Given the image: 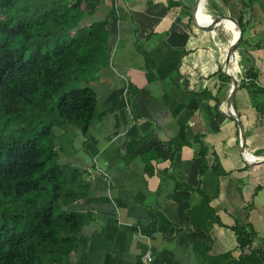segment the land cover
Wrapping results in <instances>:
<instances>
[{
    "label": "crops",
    "instance_id": "0c3cea01",
    "mask_svg": "<svg viewBox=\"0 0 264 264\" xmlns=\"http://www.w3.org/2000/svg\"><path fill=\"white\" fill-rule=\"evenodd\" d=\"M172 1L177 4L169 8V0H84L86 23L107 20L110 24V59L88 85L97 94L98 117L82 148L86 154L87 149L91 151L92 161L78 158L73 149L69 162L62 158L64 152L58 159L64 170L78 171L91 184L87 198L71 207L89 212L74 264H141L149 248L153 264H226V255L238 258L241 254L230 227L232 213L253 197V190L246 195L240 192L251 187L254 175L264 179V162L258 163L264 156L257 157L255 164L243 159L255 168L236 175L239 163L227 158L237 151V129L226 112L230 91L216 76L219 69L224 71L220 34L216 32L218 46L208 33L190 24L185 7L194 2ZM213 1L223 14L206 9L212 17L238 20L244 15L242 67L246 71L256 65L257 82L264 87V0ZM204 91L222 100L220 105L198 96ZM240 112L245 131L260 136L254 110ZM201 134L228 176L217 177L210 163L197 160L199 144L194 136ZM142 138L146 140L136 149V158L126 164L128 143ZM172 141L186 142L173 158ZM198 190L224 217L223 226L214 225L209 238L190 224L188 211L200 199ZM261 195L264 199V188L256 197L262 218L259 225L251 226L264 264ZM249 253L246 248L245 254Z\"/></svg>",
    "mask_w": 264,
    "mask_h": 264
},
{
    "label": "trees",
    "instance_id": "16d2710c",
    "mask_svg": "<svg viewBox=\"0 0 264 264\" xmlns=\"http://www.w3.org/2000/svg\"><path fill=\"white\" fill-rule=\"evenodd\" d=\"M174 4L169 0V8ZM190 7H185L187 15ZM85 17L84 0H0V264H74V256L82 249L89 212L71 207L87 198L91 184L78 171H65L58 159L65 144L62 136L69 126L85 137L90 135L98 111L97 94L88 85L110 59L109 22L86 23ZM238 22L243 31L241 55L246 53L242 48L244 15ZM216 76L227 84L229 92L231 78L222 69ZM258 78L256 65L244 70L233 99L242 123L240 110H246L248 103L257 115L261 135L253 136L246 130V150L256 157L264 156V87L258 84ZM198 96L207 102L214 99L218 105L222 101L209 91ZM229 118L237 129L238 153V125ZM145 140L128 143L126 164L136 158V149ZM194 142L199 144L197 160L210 163L217 177L228 176L202 134L195 135ZM253 142L261 146L255 147ZM185 144L172 141L171 158ZM231 162L239 163L235 171L238 177L255 168L246 164L240 152ZM254 176L249 187L253 197L232 213L230 227L241 254L238 258L226 255V264H262L260 249L254 246L258 235L249 219L264 179ZM198 192L200 199L188 211L190 224L209 238L210 229L224 223L208 195ZM246 248L249 254H245Z\"/></svg>",
    "mask_w": 264,
    "mask_h": 264
},
{
    "label": "water",
    "instance_id": "95a60500",
    "mask_svg": "<svg viewBox=\"0 0 264 264\" xmlns=\"http://www.w3.org/2000/svg\"><path fill=\"white\" fill-rule=\"evenodd\" d=\"M202 0H195L193 5L190 7L189 13H190V19L191 22L194 26L195 29L208 33L214 40V42L216 43V45H218L217 43V36H216V32L219 28L222 27V23L226 20H230L233 21L238 29V37L234 39L232 45H230L229 47V52H227V55L225 56V51L224 48H222V54L225 56L224 58V73L231 78L232 81V87L230 90V94L228 97V101H227V114L231 117H233V119L235 120V122L238 125V129H239V145H240V155L241 157L250 164H255L257 162V160L255 161H250L248 160L245 156V152L246 150V131H245V127L243 125V123L238 119V117L236 116V113L234 111L233 108V99L234 96L236 94V92L238 91L239 85H240V79H239V74H229V68H233L234 64H236L239 67V49L241 47L242 44V40H243V31L241 28V25L239 24L238 20L232 16H216V17H212L213 18V22L209 25V26H203L201 25L198 21H197V17H196V11H198L200 9V5H201ZM219 46V45H218ZM264 162V159H262L261 161H258V163H262Z\"/></svg>",
    "mask_w": 264,
    "mask_h": 264
},
{
    "label": "rangeland",
    "instance_id": "374dc122",
    "mask_svg": "<svg viewBox=\"0 0 264 264\" xmlns=\"http://www.w3.org/2000/svg\"><path fill=\"white\" fill-rule=\"evenodd\" d=\"M195 0H190V2H194ZM206 9H215V10H219L217 11V13H219L220 11H222L220 5L218 3H216L215 1L213 0H204V4L202 6V12L204 13L203 15H206V19H210L212 18V15H209L208 12L206 11ZM217 32L220 34V36L218 37L219 38V41L220 43H222L224 46L222 48H226V47H229L230 45V40H231V34L228 32V30L226 29V26H224V24L222 23V27L219 28L217 30ZM240 54V53H239ZM246 57V54H243L241 53L240 55V60L241 62L243 63L244 62V58ZM239 65V70H240V73H238L239 75H242L243 74V67ZM246 103V102H245ZM247 104V103H246ZM247 105H249L247 108L250 109V103H248ZM70 129V130H69ZM74 129L76 132H77V135L73 132ZM98 131L100 132L101 129L99 130V125H98ZM72 130V131H71ZM71 131V132H70ZM92 135V132L90 133ZM62 142H64V149H63V152L64 154H62V158H64V160L66 162H69V159L70 158V155H71V150H75L76 151V154H77V157L78 158H84L85 160H91V156L88 155L91 153V151H89L88 149L86 150L88 154H86V152L83 150L82 148V144H85V142H87V137L83 136L80 132L79 129H77L76 127H72V126H69L68 129H67V132L64 133V137L62 136ZM259 145V143H258ZM258 145H255V147H258ZM264 145V144H263ZM261 146V145H259ZM90 152V153H89ZM248 154H251L248 152ZM89 156V157H88ZM238 156H239V152L237 153V151H234L232 150L230 154L227 155V158H232L233 160L235 159H238ZM245 157H248L247 155ZM248 158H251V157H248ZM252 159V158H251ZM238 165V164H237ZM65 171H67L68 173L70 172L69 169H66ZM234 174V172H233ZM260 185H263L264 186V180L263 181H260ZM252 191L251 188H245L243 187L240 194H248ZM260 195V193L258 194ZM255 206H258L259 204H257V199H255ZM246 201V200H245ZM264 202V199H262V195L260 197V202ZM257 209V211H255ZM259 209L258 207H255V209H253V211H255L254 213H252V216H250V219L249 221L256 225H259L260 223V220L262 218L261 215H258L259 214ZM221 216V215H220ZM223 219L224 217L221 216Z\"/></svg>",
    "mask_w": 264,
    "mask_h": 264
},
{
    "label": "bare ground",
    "instance_id": "6f19581e",
    "mask_svg": "<svg viewBox=\"0 0 264 264\" xmlns=\"http://www.w3.org/2000/svg\"><path fill=\"white\" fill-rule=\"evenodd\" d=\"M204 4V0H202L201 2V5H200V9L198 11H196V17H197V21L201 24V25H209L213 22V18H210V19H206V16H203L202 14V6ZM224 26H226V29L228 30V32L231 34V40H230V45H232L233 41L235 38L238 37L239 33H238V29L235 25V23L233 21H230V20H226L223 22ZM229 45V47H230ZM229 47H226L225 48V56L227 55V52H229ZM229 74H238L240 73V70H239V67L234 64L233 68H229ZM248 157H251L253 159H256L258 160L257 157H254L252 154H248V151L245 152Z\"/></svg>",
    "mask_w": 264,
    "mask_h": 264
},
{
    "label": "built area",
    "instance_id": "2783aa9c",
    "mask_svg": "<svg viewBox=\"0 0 264 264\" xmlns=\"http://www.w3.org/2000/svg\"><path fill=\"white\" fill-rule=\"evenodd\" d=\"M153 252L149 248L141 256V264H153Z\"/></svg>",
    "mask_w": 264,
    "mask_h": 264
}]
</instances>
